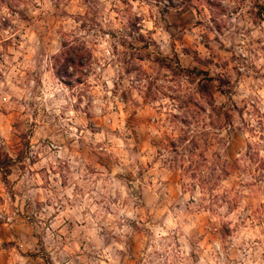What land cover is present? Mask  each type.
<instances>
[{"label": "rangeland", "instance_id": "374dc122", "mask_svg": "<svg viewBox=\"0 0 264 264\" xmlns=\"http://www.w3.org/2000/svg\"><path fill=\"white\" fill-rule=\"evenodd\" d=\"M3 156L0 264H264V0H0Z\"/></svg>", "mask_w": 264, "mask_h": 264}, {"label": "trees", "instance_id": "16d2710c", "mask_svg": "<svg viewBox=\"0 0 264 264\" xmlns=\"http://www.w3.org/2000/svg\"><path fill=\"white\" fill-rule=\"evenodd\" d=\"M76 54H72L71 51H67V54L63 56V64L66 67H71V65H75L78 60H75ZM77 58V56H76ZM88 61V60H87ZM65 74V72H64ZM57 76L60 77V74L57 73ZM13 163V160L8 156L0 157V173L2 178L6 180L7 175L9 174L8 167Z\"/></svg>", "mask_w": 264, "mask_h": 264}]
</instances>
